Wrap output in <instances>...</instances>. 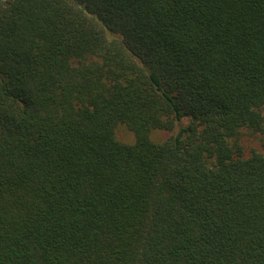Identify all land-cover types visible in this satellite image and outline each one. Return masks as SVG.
Returning a JSON list of instances; mask_svg holds the SVG:
<instances>
[{
  "label": "trees",
  "instance_id": "obj_1",
  "mask_svg": "<svg viewBox=\"0 0 264 264\" xmlns=\"http://www.w3.org/2000/svg\"><path fill=\"white\" fill-rule=\"evenodd\" d=\"M245 131L264 0H0V264H264Z\"/></svg>",
  "mask_w": 264,
  "mask_h": 264
},
{
  "label": "rangeland",
  "instance_id": "obj_2",
  "mask_svg": "<svg viewBox=\"0 0 264 264\" xmlns=\"http://www.w3.org/2000/svg\"><path fill=\"white\" fill-rule=\"evenodd\" d=\"M154 138H161L166 135L163 131H154ZM117 137L126 142H131L134 139L133 133L128 130L125 126H119L116 130ZM241 142L244 146V151L248 154L252 149L263 151L264 150V132L249 134L246 131L241 137Z\"/></svg>",
  "mask_w": 264,
  "mask_h": 264
}]
</instances>
